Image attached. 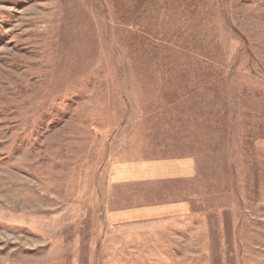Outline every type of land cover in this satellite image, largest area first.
Here are the masks:
<instances>
[{"label":"rangeland","instance_id":"374dc122","mask_svg":"<svg viewBox=\"0 0 264 264\" xmlns=\"http://www.w3.org/2000/svg\"><path fill=\"white\" fill-rule=\"evenodd\" d=\"M0 264H264V0H0Z\"/></svg>","mask_w":264,"mask_h":264},{"label":"crops","instance_id":"0c3cea01","mask_svg":"<svg viewBox=\"0 0 264 264\" xmlns=\"http://www.w3.org/2000/svg\"><path fill=\"white\" fill-rule=\"evenodd\" d=\"M169 200H175V199H169ZM137 207H149V205H135V206H128V205H126L125 206V208H124V210H133V209H135V208H137ZM136 210H138V209H136ZM146 212H145V214H143V215H146L147 216V214H149V210H145ZM140 212V211H139ZM139 212H136V213H139ZM142 215V216H143ZM142 218H146V217H142Z\"/></svg>","mask_w":264,"mask_h":264}]
</instances>
